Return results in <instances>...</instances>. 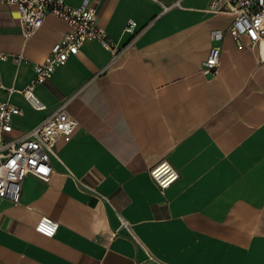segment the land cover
Masks as SVG:
<instances>
[{"label": "crops", "instance_id": "crops-1", "mask_svg": "<svg viewBox=\"0 0 264 264\" xmlns=\"http://www.w3.org/2000/svg\"><path fill=\"white\" fill-rule=\"evenodd\" d=\"M213 1L66 0L88 2L121 47L130 20L147 28L118 58L85 42L36 86L43 110L21 91L70 27L49 14L26 38L17 7L0 6L2 47L25 57L0 64V103L22 111L6 137L66 100L78 121L49 180L28 175L19 201L0 197V263L264 264V46L237 42L234 16L206 10ZM216 45L219 67L206 74ZM163 159L180 174L165 191L149 172ZM42 217L59 223L53 237L36 230Z\"/></svg>", "mask_w": 264, "mask_h": 264}, {"label": "built area", "instance_id": "built-area-1", "mask_svg": "<svg viewBox=\"0 0 264 264\" xmlns=\"http://www.w3.org/2000/svg\"><path fill=\"white\" fill-rule=\"evenodd\" d=\"M1 5L17 7L23 35L26 38L43 25L49 14L57 16L70 27L63 38L55 43L45 60L34 64L35 78L21 91L35 109L41 110L46 109V106L37 97L36 86L48 80L55 69L64 65L70 56L78 54L85 42L98 41L104 47L111 49L115 58H118L123 49L133 43L147 28V26L139 28L135 20H130L125 31L131 34V39L121 47L98 23L96 10L88 2L80 6H71L66 0H0ZM165 9L167 10L168 7ZM206 10L234 16L229 30L237 42L245 36L252 46H264V0H214ZM212 35L217 41L223 38L220 30L213 31ZM220 57L221 48L217 45L213 46L202 61L203 71L206 74L216 71ZM9 60L17 64L25 61V57L7 53L0 39V64ZM0 88H4L1 79ZM67 105L68 100L61 102L40 124L19 137L7 138L6 134L13 131L14 117L21 115L22 111L11 102L0 103L1 198L19 201L23 182L28 175H34L42 180L50 179L54 171L52 158H59L56 150L57 142L62 137L71 136L78 126L77 119L68 112ZM42 168L44 171H41ZM149 172L162 191L173 185L180 177L178 170L167 159L153 165ZM103 199L108 201L107 196H103ZM122 226L129 228L123 218ZM58 227L57 221L50 217H42L37 223L36 230L47 237H53Z\"/></svg>", "mask_w": 264, "mask_h": 264}, {"label": "snow or ice", "instance_id": "snow-or-ice-1", "mask_svg": "<svg viewBox=\"0 0 264 264\" xmlns=\"http://www.w3.org/2000/svg\"><path fill=\"white\" fill-rule=\"evenodd\" d=\"M41 171H44V169L42 168Z\"/></svg>", "mask_w": 264, "mask_h": 264}, {"label": "water", "instance_id": "water-1", "mask_svg": "<svg viewBox=\"0 0 264 264\" xmlns=\"http://www.w3.org/2000/svg\"><path fill=\"white\" fill-rule=\"evenodd\" d=\"M149 264H155V263H149Z\"/></svg>", "mask_w": 264, "mask_h": 264}]
</instances>
